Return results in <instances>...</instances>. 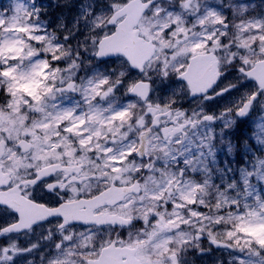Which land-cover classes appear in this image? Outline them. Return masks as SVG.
I'll use <instances>...</instances> for the list:
<instances>
[{"label":"snow or ice","instance_id":"1","mask_svg":"<svg viewBox=\"0 0 264 264\" xmlns=\"http://www.w3.org/2000/svg\"><path fill=\"white\" fill-rule=\"evenodd\" d=\"M0 264H264V0L0 7Z\"/></svg>","mask_w":264,"mask_h":264},{"label":"rangeland","instance_id":"2","mask_svg":"<svg viewBox=\"0 0 264 264\" xmlns=\"http://www.w3.org/2000/svg\"><path fill=\"white\" fill-rule=\"evenodd\" d=\"M7 3H8V0H6V2L4 3V5L7 4ZM45 6H47V0H45ZM0 7H2V4H0ZM56 9L57 8H51L49 10V13H53V15L51 16V19H53V20L56 19L57 14H58V13L55 12ZM222 258H224L225 260H227V256H223Z\"/></svg>","mask_w":264,"mask_h":264},{"label":"trees","instance_id":"3","mask_svg":"<svg viewBox=\"0 0 264 264\" xmlns=\"http://www.w3.org/2000/svg\"><path fill=\"white\" fill-rule=\"evenodd\" d=\"M243 131H244L245 133H248V132H249V129H248V127H247V126H244V129H243Z\"/></svg>","mask_w":264,"mask_h":264}]
</instances>
